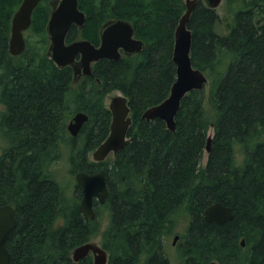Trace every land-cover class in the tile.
Here are the masks:
<instances>
[{
	"label": "trees",
	"instance_id": "16d2710c",
	"mask_svg": "<svg viewBox=\"0 0 264 264\" xmlns=\"http://www.w3.org/2000/svg\"><path fill=\"white\" fill-rule=\"evenodd\" d=\"M20 2L0 0V205H12L17 220L6 243L9 264H93L91 254L73 261L71 252L97 236L106 264H169L164 236L178 215L187 217L178 264H264V0H224L225 32L216 9L196 2L187 23L190 58L209 87L184 95L174 131L142 114L169 95L175 79L174 29L184 0H78L86 20L82 28L71 26L66 42L97 45L102 24L123 19L143 47L94 62L75 87L73 65L58 67L48 55L46 0L30 25L40 39H26L19 55L9 53ZM113 90L130 106L128 142L112 159L96 162L88 154L108 135L104 99ZM77 112L88 119L72 137L67 123ZM65 140L71 173L106 170L108 195L96 207L107 208L105 229L97 217L85 220L80 213L79 186L69 196L53 177L50 166ZM239 145L244 157L238 163ZM215 202L230 206L232 219L206 221L203 211Z\"/></svg>",
	"mask_w": 264,
	"mask_h": 264
},
{
	"label": "water",
	"instance_id": "95a60500",
	"mask_svg": "<svg viewBox=\"0 0 264 264\" xmlns=\"http://www.w3.org/2000/svg\"><path fill=\"white\" fill-rule=\"evenodd\" d=\"M42 0H21L11 18L8 51L11 55H19L25 48L24 31L32 22V13ZM198 0H184L185 11L179 17L174 29L172 60L175 64V79L170 87L169 95L160 103L146 108L142 117L147 120L162 119L169 130L174 131V117L179 109L180 101L191 90H201L208 83L206 74L193 66L190 58L191 31L187 26L192 10ZM209 8L216 9L223 0H202ZM85 13L78 6V0H59L49 14L46 31L50 44L48 55L58 67L72 64L78 60L81 72L91 74V64L102 59H119L121 51L125 54L139 52L143 42L134 37V29L129 21L117 19L102 25L98 45L87 39H76L66 42V34L72 25L82 27L85 23ZM225 27L229 29V21L224 19ZM78 57V59H76ZM111 112V122L106 138L92 151L93 161H103L109 154L115 155L128 142L127 132L132 124L130 106L123 94L113 96L108 104ZM88 119L84 112L75 113L67 123V130L72 137L77 136L82 124ZM212 135L207 134L205 152L210 151ZM80 188L81 197L78 209L85 220L96 217L93 203L97 200L104 203L108 195L106 170L100 169L93 173L77 171L74 175ZM208 222L224 223L232 219L230 206L215 202L203 211ZM17 225L15 211L12 205H0V264H9L10 253L6 243L10 233ZM178 235H174V244ZM244 244L243 241L241 242ZM91 254L93 264H106L107 251L93 240L86 241L71 252L73 261H79ZM209 264H217L212 261Z\"/></svg>",
	"mask_w": 264,
	"mask_h": 264
},
{
	"label": "rangeland",
	"instance_id": "374dc122",
	"mask_svg": "<svg viewBox=\"0 0 264 264\" xmlns=\"http://www.w3.org/2000/svg\"><path fill=\"white\" fill-rule=\"evenodd\" d=\"M46 2L49 5V13L52 11V9L55 7L54 4V0H46ZM216 11L219 14L220 17V22H219V30L220 32H225L226 31V27H224L225 25V21L224 19L227 18V11H226V6L224 4V0L221 2V4L216 8ZM112 21V20H109ZM229 21V20H228ZM108 22V21H107ZM106 23V22H105ZM46 26L45 25V32H46ZM78 28H82L77 26ZM224 29V30H223ZM47 35V32H46ZM24 37L25 40L26 39H30V40H39L40 37L37 36V34H35V32L33 31V29L31 28V26L28 27V29H26L24 31ZM48 38V35H47ZM48 42L50 44V41L48 39ZM49 47V46H48ZM49 54V53H48ZM78 64L80 65L79 61H74L71 65H73L74 69H76L78 67ZM80 78L78 76H75V80L72 84L73 87H75V84L78 82ZM209 82V80H208ZM209 87V83H207L204 87V90L207 91ZM121 94V92L117 91V90H113L110 93H108L105 96L104 99V104L108 107V104L111 100V98L113 96L119 95ZM209 134H213V128L210 127V129L208 130ZM70 135V134H69ZM264 139V136L262 138V140ZM3 142V136L0 135V145ZM1 152V149H0ZM69 154H70V144L69 141H64L61 143L60 145V157L52 163V165L50 166V170L53 173V177L54 179L65 188L66 193L69 196H73L74 195V190H75V186H76V181H75V177H74V173H71V167H70V162H69ZM113 156V154H109L103 161H107L109 159H111ZM89 159L93 160L92 158V151L89 152L88 154ZM243 150L242 147L239 145L236 148V161L239 163L243 160ZM207 158V153L204 152L203 157H202V162L204 163L206 161ZM56 165V166H55ZM104 203L100 204L103 205ZM98 207V215L96 216L99 220L100 223V227L101 229H104L106 224H107V219H108V211L107 208H104L103 206ZM177 222L174 226V228H172V232L170 234H167L164 236V245H165V250L167 252V255L169 257V264H178L179 260V256H180V252H179V247L181 246L182 242H183V238L181 237V233H183L185 231L186 225H187V217H181V216H177ZM103 220V221H101ZM174 235H178L175 243H172L173 237ZM97 243L100 244L99 241V237L97 236L96 238L91 239Z\"/></svg>",
	"mask_w": 264,
	"mask_h": 264
},
{
	"label": "flooded vegetation",
	"instance_id": "af4514ba",
	"mask_svg": "<svg viewBox=\"0 0 264 264\" xmlns=\"http://www.w3.org/2000/svg\"><path fill=\"white\" fill-rule=\"evenodd\" d=\"M59 0H54V4L56 5L57 4V2H58ZM109 21V20H108ZM104 24V23H103ZM79 39V38H78ZM76 40V39H75ZM98 45V44H97ZM120 52H121V55L122 54H125V53H123V51H121L120 50ZM78 58V57H77ZM76 58V59H77ZM93 64V63H92ZM92 64H91V66H92ZM84 74L81 72V67H80V65L78 64V67L75 69V76H78L79 78H81L82 76H83ZM89 75H91V74H89ZM98 204H102V203H99L97 200H94V203H93V207H94V211H95V213H96V216L98 215V211L96 210V207L98 206Z\"/></svg>",
	"mask_w": 264,
	"mask_h": 264
},
{
	"label": "bare ground",
	"instance_id": "6f19581e",
	"mask_svg": "<svg viewBox=\"0 0 264 264\" xmlns=\"http://www.w3.org/2000/svg\"><path fill=\"white\" fill-rule=\"evenodd\" d=\"M245 1V0H244ZM240 5V4H239ZM235 6H236V4H235ZM234 8V7H233ZM239 8V7H238ZM260 15V14H259ZM98 19H100V18H98ZM108 20V19H107ZM95 21V20H94ZM97 22V21H96ZM87 23V22H86ZM95 23V22H94ZM224 30V29H223ZM233 41V40H232ZM234 57V56H233ZM239 133V132H238ZM260 146V145H259ZM253 152V151H252ZM71 156V155H70ZM69 159H71V158H69ZM112 159V158H111ZM56 166V165H55ZM106 166V165H105ZM48 167V166H47ZM83 167V166H82ZM115 170V169H114ZM115 177V176H114ZM195 180V179H194ZM201 183V182H200ZM204 183V182H203ZM152 190V189H151ZM179 191H180V189H179ZM148 197V196H147ZM194 198V197H193ZM168 207V206H167ZM204 209V208H203ZM99 218V217H98ZM109 218V217H108ZM100 220V219H99ZM114 220V219H113ZM101 221H103V220H101ZM96 223V222H95ZM192 223V222H191ZM105 229V228H104ZM106 237V236H105ZM107 238V237H106ZM139 240V239H138ZM243 241V240H242ZM241 241V242H242ZM27 242V241H26ZM140 243V242H139ZM141 243H142V241H141ZM243 243H244V241H243ZM143 244V243H142ZM242 244V243H241ZM33 245V244H32ZM60 246V245H59ZM146 247V246H145ZM128 248H129V246H128ZM58 249V248H57ZM203 252V251H202ZM129 253V252H128ZM167 257H168V255H167ZM170 257V256H169ZM138 258V257H137ZM211 258V257H210ZM209 258V259H210ZM59 260V259H58ZM140 260V259H139ZM136 261V260H135ZM57 264V263H56Z\"/></svg>",
	"mask_w": 264,
	"mask_h": 264
}]
</instances>
